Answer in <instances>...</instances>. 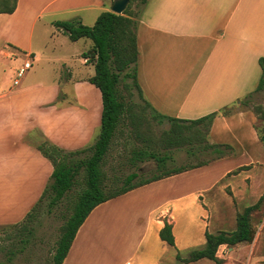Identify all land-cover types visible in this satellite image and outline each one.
<instances>
[{
    "label": "crops",
    "instance_id": "obj_1",
    "mask_svg": "<svg viewBox=\"0 0 264 264\" xmlns=\"http://www.w3.org/2000/svg\"><path fill=\"white\" fill-rule=\"evenodd\" d=\"M38 1L18 0L13 13L0 14V226L21 222L50 181L54 166L39 150L41 141L67 151L82 149L97 141L102 127V92L89 81L95 66L79 57L94 43L73 53L69 36L53 22L79 19L93 25L113 1ZM138 19V81L151 107L181 119L217 111L210 143L233 147L232 156L220 160L238 155L245 160L214 172L219 174L211 181L203 173L193 176L202 172L200 166L99 204L79 228L63 264H216L209 258L183 262L177 254L186 257L204 247L207 231L235 230L242 207L264 194L255 113L222 112L259 85L264 0H148ZM35 34L44 41L41 47L34 44ZM19 53L26 61L31 56L54 63L53 81L15 88L10 72L22 61ZM167 222L175 245L161 238Z\"/></svg>",
    "mask_w": 264,
    "mask_h": 264
},
{
    "label": "trees",
    "instance_id": "obj_2",
    "mask_svg": "<svg viewBox=\"0 0 264 264\" xmlns=\"http://www.w3.org/2000/svg\"><path fill=\"white\" fill-rule=\"evenodd\" d=\"M135 1L131 0L122 14L111 10L101 12L93 25L84 24L79 19L56 20L53 22L56 27L62 29L73 41L83 37L93 40V47L85 51L83 56L88 57L94 63L95 74L89 81L99 87L102 92L103 113L100 135L97 141L89 147L67 151L49 140H43L38 144L39 150L54 166L50 181L38 202L27 213L25 218L19 223L6 225L18 227L20 232L26 230L29 224L37 217L39 208L46 198L50 200L49 206L55 207L70 196L80 183L79 176L83 171L85 175L84 187L78 191L77 196L74 197L75 199L71 198L73 203L71 207H68L71 213L67 216L65 224L61 228V236L57 241L51 264H63L79 228L99 204L153 181L206 165L229 155L233 150L231 145L215 144L209 141L210 129L218 114L217 111L197 119L171 117L155 111L143 96V91L138 81L139 49L137 28L139 23L138 16L148 0L138 1L137 7L139 9L136 13L132 9V4ZM17 4L18 0H0V14L13 13L17 8ZM259 63L263 74L256 91L264 88V57L259 59ZM122 77L124 79H132L131 86L136 88L145 107L153 110L159 119H167L171 122L172 126L169 132L161 140L162 146L174 147L189 144L191 149L193 145L203 144V150L208 151L211 149L216 153V157L198 164L175 167L140 180H136L139 176L138 173H131L126 177L122 185L107 190L106 174L102 165L123 117L129 115L131 122L140 126V124H136L132 111L128 108L127 100L119 88V82ZM247 97L238 104L246 105L248 103ZM238 104L225 107L222 112L226 115L230 114ZM262 116L264 119V112ZM133 130L139 131L138 127ZM259 137L264 144V136L259 134ZM87 152H89L88 156H81ZM149 156L160 162L168 159L166 155L157 156L153 150L140 149L135 152L133 160L135 162L145 161ZM263 201L264 194L255 204L246 206L238 212L237 228L235 230L207 231V242L204 247L192 249L186 257H183L178 252L177 258L183 262L209 258L214 260L216 264H224L222 259L217 256L220 246L227 244L229 247H234L239 243L253 240V212L261 206ZM160 235L163 240L175 245L172 224L167 222L162 228Z\"/></svg>",
    "mask_w": 264,
    "mask_h": 264
},
{
    "label": "rangeland",
    "instance_id": "obj_3",
    "mask_svg": "<svg viewBox=\"0 0 264 264\" xmlns=\"http://www.w3.org/2000/svg\"><path fill=\"white\" fill-rule=\"evenodd\" d=\"M138 1L139 0H136L132 4V9L135 13L139 9V7H137ZM48 18L49 17H46L47 20ZM85 20L91 22V19L86 18ZM87 25L90 24L87 23ZM46 28L49 30V25L46 26ZM66 39L71 43L73 53L77 49L88 50L87 43H93L89 38H83L78 43L70 42L68 37ZM33 40L36 46L41 47L44 44V41L38 39L37 34H35ZM17 56L19 59H22V61L19 60L15 65V69L10 72L12 85L15 88L18 89L28 86L29 84H34L37 81L39 82L40 79L46 82L53 81V76H55V65L45 57L41 58L39 61L37 59L35 60L34 57H29L28 60L30 59L33 65L32 68L26 69L25 74L19 77L17 71L21 66H24L26 54L19 53ZM79 57H81L82 60L84 58L83 55ZM74 58H77L76 55ZM65 74L64 71L63 76H65ZM17 78H19V83H15V79ZM131 84V78L124 79L122 77L119 82V88L127 100L128 108L132 111L136 124L138 123L140 126L134 125L129 115L123 117L102 165L106 174L107 190L122 185L126 177L131 173H138L139 176L136 180H140L175 167L198 164L199 162L212 160L216 157V153L211 149L208 151L203 150V144L193 145L191 149L189 148V144L174 147L162 146L161 140L169 132L172 124L167 119H159L153 110L145 107L136 88L132 87ZM47 85L49 87L50 83H47ZM247 98L248 103L246 105H236L234 111L245 108L253 111L257 117L256 130L261 136H264V119L262 116L264 112V88L253 92V94L248 95ZM137 127L139 131H134L133 129L136 130ZM262 146L264 152V144ZM140 149L153 150L156 152L157 156L162 157L166 155L168 159L160 162L149 156L145 161L135 162L133 160L134 154ZM88 154L89 152L81 156H88ZM230 154L222 158L232 156V154ZM222 158L203 165L204 168L200 170L202 172L195 173L196 175L193 176L196 178L203 173L204 180L211 181L219 174H214V172H221L226 167H238L239 164L245 160L242 155L220 160ZM241 170L242 168H238L228 174V176L233 177V175L238 174ZM84 176V172L82 171L79 176L80 183L76 186V189L72 191L68 198L64 199L55 207L49 206L50 200L46 198L39 208L37 217L29 224L26 230L20 232L16 226H0V264L52 263L56 244L61 236V228L65 224L67 216L71 213V210L68 208L71 207L73 203L71 198L75 199L74 197L77 196L78 191L82 190L84 187ZM198 180L191 181V183H197ZM224 182L225 180L221 181L219 185L224 184ZM225 190L228 193L230 192V188H226ZM245 206H248V204ZM243 208L244 207H242L241 210H243ZM252 223L254 227L253 240L251 242H242L235 245L231 252L228 251L226 258L219 257L224 264H264V201L261 206L253 212ZM186 255H188V253ZM116 262L117 260L113 261L114 264H116Z\"/></svg>",
    "mask_w": 264,
    "mask_h": 264
},
{
    "label": "built area",
    "instance_id": "obj_4",
    "mask_svg": "<svg viewBox=\"0 0 264 264\" xmlns=\"http://www.w3.org/2000/svg\"><path fill=\"white\" fill-rule=\"evenodd\" d=\"M31 57V56H30ZM32 67V63H31V61H30V59L29 60H27L25 63H24V66H22V67H20L19 69H18V76L19 77H21V76H23L24 74H25V72H26V69H30ZM19 82V78H17V79H15V83H18ZM221 246H224V249H222V250H218V252L217 253H219L220 252V256L221 257H224V258H226V256H227V253H228V245L227 244H223V245H221ZM220 246V247H221Z\"/></svg>",
    "mask_w": 264,
    "mask_h": 264
},
{
    "label": "water",
    "instance_id": "obj_5",
    "mask_svg": "<svg viewBox=\"0 0 264 264\" xmlns=\"http://www.w3.org/2000/svg\"><path fill=\"white\" fill-rule=\"evenodd\" d=\"M131 0H113L111 11L122 14L128 7Z\"/></svg>",
    "mask_w": 264,
    "mask_h": 264
}]
</instances>
